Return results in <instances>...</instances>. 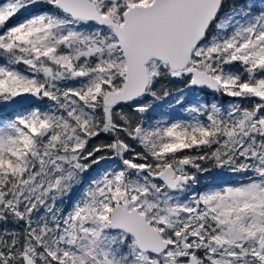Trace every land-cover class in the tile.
I'll use <instances>...</instances> for the list:
<instances>
[{"label": "snow or ice", "instance_id": "1", "mask_svg": "<svg viewBox=\"0 0 264 264\" xmlns=\"http://www.w3.org/2000/svg\"><path fill=\"white\" fill-rule=\"evenodd\" d=\"M0 264H264V0H0Z\"/></svg>", "mask_w": 264, "mask_h": 264}, {"label": "rangeland", "instance_id": "2", "mask_svg": "<svg viewBox=\"0 0 264 264\" xmlns=\"http://www.w3.org/2000/svg\"><path fill=\"white\" fill-rule=\"evenodd\" d=\"M14 22H15V20L13 21V23ZM209 100H211V99H209ZM216 100H217V102H219L220 101V97H217ZM227 100L225 102H223V103H227ZM214 175H215V170L213 171V173L205 174V176L203 178H201V184L198 185V187L213 183V176Z\"/></svg>", "mask_w": 264, "mask_h": 264}, {"label": "trees", "instance_id": "3", "mask_svg": "<svg viewBox=\"0 0 264 264\" xmlns=\"http://www.w3.org/2000/svg\"><path fill=\"white\" fill-rule=\"evenodd\" d=\"M207 99H212V97L211 96H209V97H207ZM228 98H220V103H223V102H225L226 100H227ZM204 186H206V185H204Z\"/></svg>", "mask_w": 264, "mask_h": 264}]
</instances>
